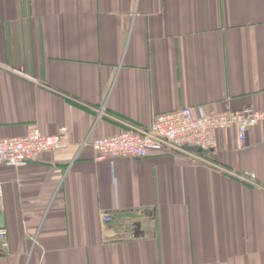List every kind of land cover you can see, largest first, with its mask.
Listing matches in <instances>:
<instances>
[{
    "label": "crops",
    "instance_id": "1",
    "mask_svg": "<svg viewBox=\"0 0 264 264\" xmlns=\"http://www.w3.org/2000/svg\"><path fill=\"white\" fill-rule=\"evenodd\" d=\"M183 107L264 110V0H0V139L70 141L0 167V264H264V124L209 155L80 148Z\"/></svg>",
    "mask_w": 264,
    "mask_h": 264
},
{
    "label": "built area",
    "instance_id": "2",
    "mask_svg": "<svg viewBox=\"0 0 264 264\" xmlns=\"http://www.w3.org/2000/svg\"><path fill=\"white\" fill-rule=\"evenodd\" d=\"M264 124V110L246 108L240 111L227 110L220 113H205L202 109L183 107L168 113L158 114L147 128L130 127L118 135L84 141L80 148L88 146L95 161L117 159L144 160L152 153L196 149L203 154L217 150V133L235 128L237 139L243 144L247 132ZM70 144L66 127L54 134L43 133L34 128L22 137L0 139V167L22 168L49 152H60ZM245 178L254 180L247 173ZM2 188L0 185V202ZM1 211V205H0ZM105 222L110 218L105 216ZM6 230L0 229V245L5 248Z\"/></svg>",
    "mask_w": 264,
    "mask_h": 264
},
{
    "label": "water",
    "instance_id": "3",
    "mask_svg": "<svg viewBox=\"0 0 264 264\" xmlns=\"http://www.w3.org/2000/svg\"><path fill=\"white\" fill-rule=\"evenodd\" d=\"M4 227V219L3 216L0 215V229H2Z\"/></svg>",
    "mask_w": 264,
    "mask_h": 264
}]
</instances>
